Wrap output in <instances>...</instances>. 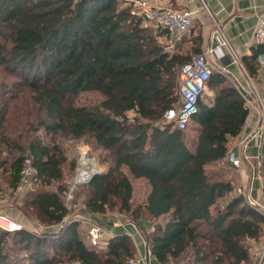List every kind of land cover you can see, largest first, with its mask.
I'll return each instance as SVG.
<instances>
[{"label":"trees","instance_id":"trees-1","mask_svg":"<svg viewBox=\"0 0 264 264\" xmlns=\"http://www.w3.org/2000/svg\"><path fill=\"white\" fill-rule=\"evenodd\" d=\"M119 1L0 0V70L13 77L0 79V175L8 174V187L16 191L30 156L38 179L24 190L20 207L45 226L59 225L44 232L0 228V264H125L135 254L127 234L112 237L106 247L90 244L65 204L63 144L41 140L35 134L41 129L51 139L89 135L108 152L106 174L75 195L86 191L83 209L91 214L129 215L159 262L253 264V245L264 238V211L242 194L229 196L231 181L208 168L227 157L230 138L242 132L249 115L244 96L224 73L213 72L208 88L214 93L200 102L192 122L194 143L186 130L160 125L178 99L180 67L189 51H203V38L196 34L188 52L171 50ZM263 54L261 42L241 58L251 77ZM93 90L104 97L97 105L77 106L70 99ZM24 136L31 137L27 150ZM69 163L75 173L76 162ZM123 167L150 184L144 203L133 204ZM55 182L56 190L45 188Z\"/></svg>","mask_w":264,"mask_h":264},{"label":"built area","instance_id":"built-area-1","mask_svg":"<svg viewBox=\"0 0 264 264\" xmlns=\"http://www.w3.org/2000/svg\"><path fill=\"white\" fill-rule=\"evenodd\" d=\"M121 1L124 5L130 6L131 14L140 18L145 26L153 28L158 32L159 40L168 41V48L171 50L174 48V41L191 31L196 19L204 23L203 11H206L212 20L214 24V44L201 53L192 54L190 59L181 65L178 74V99L175 106L168 109L159 122L162 126L171 123L175 128L186 130L192 124L194 116L199 111V104L203 101V96L208 89L209 78L213 70L217 68L216 65L218 63L216 64V62L225 61L226 56H229L232 63L237 64L246 72L241 57L233 49L229 38L223 30L221 22L217 18V14L209 10L204 0H199L203 2V7L198 6L195 3L196 0H186L187 4L181 8L157 5L152 3L151 0ZM254 39L256 43L264 42V11L259 16L256 24ZM210 56H213L214 59H211ZM258 60L264 64V55H260ZM227 66L228 64L220 66L219 71L224 73L227 71ZM233 84L241 91L248 107H251L252 99L249 93L237 81ZM258 104L261 108V123L264 126V99L259 98ZM227 158L235 167H241L243 161L241 154L230 150ZM102 171L104 170L99 166L89 148L81 146L74 176L65 192V204L70 210V213H73L70 214L71 218L78 219V215L74 213L78 210V205L74 202L77 188L90 183L94 175ZM37 176L38 170L33 163V159L30 156H26L23 160L20 183L17 190L31 186L37 181ZM237 192L238 194H242L248 202L251 200L250 194L245 187L237 188ZM80 222L88 226L87 234L90 244L103 246L105 235L103 224L92 218H84ZM0 228L7 231H15L23 228V226L20 222L0 213ZM147 230L150 231V228H147ZM262 242L253 264H264V238ZM125 264L151 263L146 257L136 254L128 258Z\"/></svg>","mask_w":264,"mask_h":264},{"label":"crops","instance_id":"crops-1","mask_svg":"<svg viewBox=\"0 0 264 264\" xmlns=\"http://www.w3.org/2000/svg\"><path fill=\"white\" fill-rule=\"evenodd\" d=\"M152 3L167 6L171 8L184 7L187 2L186 0H151ZM209 10L217 14V18L222 24L223 30L225 31L230 43L235 52L242 58L245 55L251 54V48L256 44L254 39L255 27L258 22L259 16L264 11V0H204ZM195 3L203 7V2L196 0ZM204 23L199 19V28L191 30L190 36L184 34L180 39L174 41L175 51L184 50L188 48V51L193 46V40L196 34L200 33L203 38V51L207 50L211 45L214 44V24L208 13L203 11ZM195 26V24H194ZM193 26V27H194ZM163 41V40H162ZM182 49V50H181ZM264 55V54H263ZM259 58V57H258ZM259 61V60H258ZM218 65L223 66L228 64L226 70L239 69L235 63L225 61L216 62ZM260 63V69L258 72V79L251 77L252 80L257 81L256 84L264 93V64ZM219 66V67H220ZM247 72V70H246ZM238 75V74H237ZM249 75V74H248ZM241 76L238 75V80L241 82V87L249 93L252 99V106L249 107V115L247 121L243 127L242 132L230 138L228 147L229 151L234 150L241 154L243 161L241 167H235L232 165L228 158L211 163L208 165L210 169H220L223 171L226 180L231 181L234 186L233 192L229 194H238L237 188L245 187L247 192L250 194L251 201L257 204V207L264 210V172L262 168V150L264 143V126L262 125L261 108L250 92V87L241 81ZM214 93V92H213ZM213 95V94H212ZM211 97V96H210ZM259 128V129H258ZM128 175L131 178L133 184V176L127 170ZM143 179L147 185L148 190L145 193L142 200L139 203H144L151 189L150 184L145 178ZM135 194V188L133 184V196ZM74 213L78 215V219L92 218L101 222L105 228V235L103 239V246L106 247L108 241L120 234H127L135 245V254L142 255L149 259L151 264H163L159 262L155 257L149 253L147 239L142 231V228L137 225L133 220L130 219L129 215L120 211H108L104 214H91L84 210H77ZM73 214V213H70ZM161 220V219H160ZM81 231L87 235L88 239V226L80 222ZM30 229V228H29ZM263 242L254 244L252 248V261L254 262L257 257V253Z\"/></svg>","mask_w":264,"mask_h":264},{"label":"rangeland","instance_id":"rangeland-1","mask_svg":"<svg viewBox=\"0 0 264 264\" xmlns=\"http://www.w3.org/2000/svg\"><path fill=\"white\" fill-rule=\"evenodd\" d=\"M121 4L123 3L122 1ZM197 28H199V24L198 22H195V26L192 28L193 30H196ZM191 29V30H192ZM192 30V31H193ZM191 35V31L186 34L185 36H190ZM164 42H166V40H164ZM174 49V48H173ZM182 50V49H181ZM182 52H188V48H185L184 50H182ZM191 52L190 54H194V52ZM211 59H214L213 56H210ZM217 64V63H216ZM217 68H215L213 70V72H218L219 71V67L218 65H216ZM234 70V69H233ZM232 69H228V71H225L224 74L226 75L228 82L231 83H235L236 81L239 83V85L241 86V82L240 80H238V75L241 76V81L242 83L246 84V86L248 85L250 87V92L252 97L255 98V100L258 103V99L262 98L264 99V93L263 91L260 89V87L257 86L256 82L252 80V78L250 77V75H248L249 73L245 72L242 68L239 67L236 68L235 70L237 71L236 73L233 71ZM238 74V75H237ZM5 78L6 80H11L13 77L10 75H7L6 73H4L3 71L0 70V79ZM258 74L256 76V80L258 79ZM213 94V90L208 88L205 95L203 96V102H208L210 96H212ZM103 95L101 94V92L97 91V90H93V91H84V92H80L79 94L72 96L70 99L74 102L75 105L77 106H81V105H97L99 104L102 100H103ZM134 115V111H130L129 112V116H133ZM43 129L39 130L38 132H36V135H39V137L41 138V140H44L46 142H54L56 140H61L63 147L65 149V156L67 157V161L64 164V170L66 172V181L62 182L64 185H68L70 184L69 181L72 180V177L74 175V170L70 169V161H75L76 165L78 162V158L80 156V147L81 146H86L89 148L90 152L92 153V155L96 158L99 166L105 171L107 172L110 168V164H111V159L109 158V154L107 151H105L102 147H99L98 145L95 144L94 139L89 136V135H85L84 137L75 140L72 139L71 136H65L62 134H58L56 136H54V138L51 139V134H46L44 131H42ZM187 136H188V140L190 145L194 143V138L196 136L197 133V125L195 123H192L187 129ZM31 139L30 136H24L21 140L24 143V146L27 150V144L29 142V140ZM28 151L25 152V155H28ZM123 170L125 172H127V168L123 167ZM8 174L3 173L0 175V213L1 214H5L8 217H10L11 219L20 222L22 224L23 227L25 228H30L32 230H36L38 232H44L45 230H57L59 228V225H55V226H45L41 223H39L33 215L31 216H27L23 210H28L27 207H20L21 206V201H22V195L23 192L26 188L28 187H24L22 190H16V191H12V189H10L8 187ZM133 184H134V188H135V194L133 196V204L137 205L139 203L140 200L143 199L145 193L148 190V185L147 183L143 180V179H137V178H133ZM57 185L58 183H53L45 188L48 189H53L56 190L57 189ZM86 191L84 189H80L78 194L75 195V199L79 202L78 205V209L79 210H84L83 209V200H84V196H85ZM74 199V201H75ZM22 208V209H21ZM117 207H113L111 209L116 210ZM32 213V212H31ZM33 214V213H32ZM80 230L81 227L79 226ZM9 244H11L13 242L12 238H8ZM181 264H185L184 262H182Z\"/></svg>","mask_w":264,"mask_h":264},{"label":"water","instance_id":"water-1","mask_svg":"<svg viewBox=\"0 0 264 264\" xmlns=\"http://www.w3.org/2000/svg\"><path fill=\"white\" fill-rule=\"evenodd\" d=\"M226 58L228 59V62L230 63L231 58L229 56H226ZM104 174H106L105 171L99 172V173L95 174L93 178L100 176V175H104ZM249 203L252 204L253 206L257 207V204H255L253 201L250 200Z\"/></svg>","mask_w":264,"mask_h":264}]
</instances>
